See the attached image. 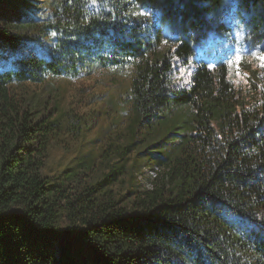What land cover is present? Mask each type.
Here are the masks:
<instances>
[{
    "label": "trees",
    "instance_id": "16d2710c",
    "mask_svg": "<svg viewBox=\"0 0 264 264\" xmlns=\"http://www.w3.org/2000/svg\"><path fill=\"white\" fill-rule=\"evenodd\" d=\"M232 3L243 41L264 53V0ZM221 5L60 0L38 23L0 0V264H264V70L244 90L219 59L196 63L186 85L172 78L173 59L187 65L221 28ZM27 28L48 49L17 36ZM95 65L130 69V145L144 142L143 165L157 168L126 196L106 187L123 165L94 183L45 179L56 108L15 90Z\"/></svg>",
    "mask_w": 264,
    "mask_h": 264
},
{
    "label": "rangeland",
    "instance_id": "374dc122",
    "mask_svg": "<svg viewBox=\"0 0 264 264\" xmlns=\"http://www.w3.org/2000/svg\"><path fill=\"white\" fill-rule=\"evenodd\" d=\"M8 1L42 23L54 13L60 0ZM232 8V0H222L218 11L221 28L209 32L201 43L194 45L187 65L173 59V83L186 85L191 69L200 61L209 67L218 59L226 62L228 78L240 90L247 87L252 72L264 70L258 59V55L264 53L260 52L259 46L243 41ZM17 36L35 42L39 51L48 49L50 44L49 35L41 36L33 28H27ZM254 52L257 55H253ZM237 55L242 57L240 61L236 60ZM8 67V60L0 58V69ZM130 73L129 68L95 65L81 69L74 76L48 74L41 83L25 82L15 87L19 95L39 97L46 103L45 107L56 108L59 130L48 143L47 157L41 169L45 179L53 183H71L79 178L94 183L100 181L112 166L123 165L125 172L106 185L116 197L150 186L157 168L151 167L150 171L143 165L141 149L145 143L130 145L132 112L127 101ZM185 113L184 108L176 109L161 131ZM153 137L155 135L149 140Z\"/></svg>",
    "mask_w": 264,
    "mask_h": 264
},
{
    "label": "snow or ice",
    "instance_id": "6c2138e0",
    "mask_svg": "<svg viewBox=\"0 0 264 264\" xmlns=\"http://www.w3.org/2000/svg\"><path fill=\"white\" fill-rule=\"evenodd\" d=\"M253 55H257V53L254 52ZM241 59H242V57L240 55L236 56L237 61H240ZM258 59L261 61L262 66H264V54H259Z\"/></svg>",
    "mask_w": 264,
    "mask_h": 264
},
{
    "label": "built area",
    "instance_id": "2783aa9c",
    "mask_svg": "<svg viewBox=\"0 0 264 264\" xmlns=\"http://www.w3.org/2000/svg\"><path fill=\"white\" fill-rule=\"evenodd\" d=\"M150 171H151V169H150ZM153 175H154V173H153Z\"/></svg>",
    "mask_w": 264,
    "mask_h": 264
}]
</instances>
